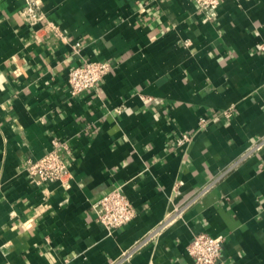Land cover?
Returning <instances> with one entry per match:
<instances>
[{"label": "crops", "instance_id": "obj_1", "mask_svg": "<svg viewBox=\"0 0 264 264\" xmlns=\"http://www.w3.org/2000/svg\"><path fill=\"white\" fill-rule=\"evenodd\" d=\"M38 2L30 22L0 0V264H110L145 238L124 264H191L202 232L225 236L218 264H264V148L247 155L264 137V0L212 18L191 0ZM87 60L111 72L73 95ZM55 140L66 185L27 171ZM116 189L136 217L110 231L94 205Z\"/></svg>", "mask_w": 264, "mask_h": 264}, {"label": "built area", "instance_id": "obj_2", "mask_svg": "<svg viewBox=\"0 0 264 264\" xmlns=\"http://www.w3.org/2000/svg\"><path fill=\"white\" fill-rule=\"evenodd\" d=\"M195 2L199 9L207 16L214 17L219 6L224 0H191ZM26 6L23 14L30 22L43 20V14L40 11L38 0H25ZM53 28L51 24L48 26ZM64 39L65 36L61 35ZM112 64L108 61H85L83 64L73 68L69 73V86L73 95L80 94L84 91L94 89L104 78L111 72ZM225 116H231L232 110H226L222 113ZM209 122V119L201 118L200 128H204ZM193 135L183 134L178 140L179 144L185 145L192 140ZM54 147L47 152L39 160H29L27 171L33 177L42 183L59 182L66 185L71 178V171L60 153L61 144L59 141L53 142ZM264 148V137L256 141L248 150L247 155ZM211 185L204 187L201 192L191 201H196L201 195L210 190ZM97 214V220L103 224L108 230L113 231L123 229L136 217V210L121 189H116L94 205ZM184 209H177L178 215ZM159 229V228H158ZM159 230L153 233L158 234ZM152 233V234H153ZM148 238L138 242L133 248L124 252L110 264H124L129 261L132 255L139 250ZM226 238L223 235L218 237L210 236L207 233H199L194 235L188 247V252L192 257L191 264H218L222 257L224 242Z\"/></svg>", "mask_w": 264, "mask_h": 264}]
</instances>
